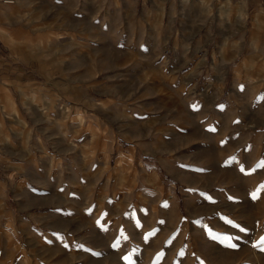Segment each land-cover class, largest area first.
Listing matches in <instances>:
<instances>
[{
    "label": "rangeland",
    "instance_id": "obj_1",
    "mask_svg": "<svg viewBox=\"0 0 264 264\" xmlns=\"http://www.w3.org/2000/svg\"><path fill=\"white\" fill-rule=\"evenodd\" d=\"M239 2L0 0V264H264V0Z\"/></svg>",
    "mask_w": 264,
    "mask_h": 264
},
{
    "label": "crops",
    "instance_id": "obj_2",
    "mask_svg": "<svg viewBox=\"0 0 264 264\" xmlns=\"http://www.w3.org/2000/svg\"><path fill=\"white\" fill-rule=\"evenodd\" d=\"M239 3H240V7L243 8V5L247 3V0H240ZM244 13H245L244 11H241L239 13V16H238L239 21H243ZM263 20H264V11L263 9H261L255 14V17H254V26L256 30L262 27V25L264 24ZM0 37L4 38L9 45L14 44V40L8 34H6L2 29H0ZM7 62L8 60L6 57H2V56L0 57V87L3 86L4 88L12 89V87L19 84L18 82H20V79L17 77L11 76L12 74L11 70L10 72L7 73L8 71L7 68L9 67L7 65L8 64ZM6 96L7 95L4 94L3 92L0 93V138L2 137V135H4L5 129H11V132H10L11 135L18 132V131H15L14 127L9 123L7 113L9 112L8 114L11 113L12 117H16L17 114L14 113V111H17V112L20 111L21 113L23 111L22 109L20 110L19 105H18L19 102L16 101L13 95L11 97L12 99H10L9 97H7L6 99ZM32 105L29 106V108L31 109L35 108ZM21 118L22 119L19 120L21 125H19V127L22 128V133L23 132L30 133V130L28 131L27 129L28 126L30 125L29 120H27V118L24 115H21ZM29 119H31V117H29ZM0 149L1 151H6V146L1 141H0Z\"/></svg>",
    "mask_w": 264,
    "mask_h": 264
},
{
    "label": "snow or ice",
    "instance_id": "obj_3",
    "mask_svg": "<svg viewBox=\"0 0 264 264\" xmlns=\"http://www.w3.org/2000/svg\"><path fill=\"white\" fill-rule=\"evenodd\" d=\"M234 159V158H233ZM257 167H264V162H262L261 164H259V165H257ZM241 172H245V169H244V167L243 166H241ZM262 187H264V186H262ZM256 193H253V198L255 199L256 198ZM166 206V205H165ZM161 223H163V221H161ZM229 223H231L230 221H229ZM154 234V233H153ZM229 247H232V248H235L236 247V245L235 244H229ZM181 255H183V253H181ZM201 264H203V261H201Z\"/></svg>",
    "mask_w": 264,
    "mask_h": 264
},
{
    "label": "built area",
    "instance_id": "obj_4",
    "mask_svg": "<svg viewBox=\"0 0 264 264\" xmlns=\"http://www.w3.org/2000/svg\"><path fill=\"white\" fill-rule=\"evenodd\" d=\"M5 3H11L13 0H3Z\"/></svg>",
    "mask_w": 264,
    "mask_h": 264
}]
</instances>
